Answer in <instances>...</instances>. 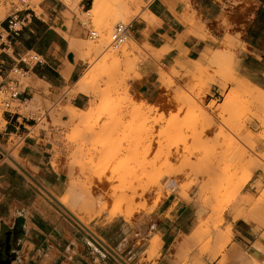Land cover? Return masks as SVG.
I'll use <instances>...</instances> for the list:
<instances>
[{"label": "rangeland", "instance_id": "374dc122", "mask_svg": "<svg viewBox=\"0 0 264 264\" xmlns=\"http://www.w3.org/2000/svg\"><path fill=\"white\" fill-rule=\"evenodd\" d=\"M61 1L68 7L70 17L75 16L78 22L86 23L98 33L97 37L88 38L83 44L87 49L91 45L93 47L85 55L90 67L81 76H92L89 77L92 91L82 110L71 105V99L76 95L71 91L75 84L67 87L56 101L48 103L46 110H38L31 101L22 104L14 102L11 111L18 106L23 115L35 113L38 123L31 130H48L52 143L42 165L44 170H41L21 157L20 138L14 135L3 138L0 134V172L3 169L14 172L10 180L6 179L10 184L6 188L0 186V193H5V200L9 202L6 206L0 204V211L7 208L10 201H15L12 223L20 206L42 196L77 225L87 229L53 197L58 200L66 196L70 169L74 174V171H85L88 166L108 168L114 170L112 172L120 168L123 174L126 172L120 185L133 197L117 200L115 218L96 216L87 225L92 230L90 232L98 236L96 228L115 224L108 230L116 242L115 248L100 236L98 239L111 249L109 252L115 254L121 264H162L161 231L171 223H180L183 232L167 246L165 264H209L243 235L255 242L264 240V147L259 149L257 144L259 138L264 140V91L238 73L235 49L206 57V64L197 62L192 69L186 70L175 66L168 69L162 62V55L154 54L159 63L161 93L159 99L150 104L135 94L129 84V79L140 77L138 65L146 58L141 56L142 47L130 50L124 49L128 46L124 44L116 49L111 46L110 38L118 23L130 24L135 16L141 14L140 6L124 11L121 7L123 0H102L99 14L95 13L98 14L95 16L91 11L89 15L83 12L79 7L82 0L77 4L72 0ZM34 2L39 4L42 0ZM236 2L231 6H239ZM10 8L8 2L5 12ZM36 10L38 14L42 12L40 7ZM224 24L229 29L228 34L242 35L239 28L233 29L234 24L229 20L226 19ZM128 41L132 42L128 39L125 43ZM110 68L114 70L113 74L107 73ZM93 71H96L94 75ZM101 71L104 72L100 74ZM19 79L25 85L30 82L29 78ZM213 85L220 88L216 99L210 98ZM3 99L0 90V131L6 125L7 110ZM71 108L86 113L88 120H100L102 124L97 134L88 137L81 125L69 123L68 116L60 111ZM178 133L188 137L186 143L190 144L181 150L169 149L165 140L167 137L174 139ZM5 151L22 161L24 166L20 165L21 168L9 161ZM163 160L167 162L164 164L168 170H154V167L161 166ZM251 165L253 174L256 171L262 173L263 181L252 193H247L246 184L252 177L242 186L240 183L245 180L243 176L247 177L244 173ZM218 171L219 174H216ZM211 174L215 175L212 176L214 179ZM51 175L59 178L55 187L47 186L44 181H49ZM223 175L224 186L220 192L204 193V186H209L212 179L215 181ZM156 177L165 180L161 186L154 188L152 180ZM81 178L84 177L79 178L81 183L77 179L79 187L87 181ZM6 180L0 179V183ZM45 186L50 192L43 190ZM83 186L80 188L83 189ZM168 198L175 209L181 206L184 210L180 221L175 222L170 213L161 214L160 206ZM234 208L236 213L227 217L226 214ZM243 228L251 230L252 235ZM257 264H263L260 257Z\"/></svg>", "mask_w": 264, "mask_h": 264}, {"label": "crops", "instance_id": "0c3cea01", "mask_svg": "<svg viewBox=\"0 0 264 264\" xmlns=\"http://www.w3.org/2000/svg\"><path fill=\"white\" fill-rule=\"evenodd\" d=\"M232 1L176 0L172 3V0H123L121 7L124 11L131 7L136 9L138 5L141 10V14L129 24L130 36L142 47L141 56H146L138 65L140 77L129 79L134 93L150 104L159 99V63L154 54L162 55V62L168 69L175 66L186 70L192 69L197 62L206 64V57L234 49L237 52L238 73L264 91V0H239L236 8L231 6ZM8 2L12 8V0H0L3 11V16L0 15V34L7 30L11 8L5 12L2 7L6 8ZM38 7L42 12L26 23L22 32L13 38L11 48L0 55V88L12 79V69L19 67L25 71L22 77L29 78L30 82L25 85L19 78L16 80L22 91L15 102L34 101L38 110H46L48 103L56 101L90 67L89 60L85 58L87 47L74 52L72 41L84 44L91 38V28L84 22H78L75 16L70 17L68 7L61 0H42ZM79 7L88 13L94 7V0H82ZM226 19L234 24L233 29H240V37L228 34L229 29L224 24ZM31 52L37 53L41 62L31 63L22 59ZM177 62L180 64L177 65ZM219 95L220 88L213 85L210 98L216 99ZM88 100V94L77 93L72 97L71 105L84 109ZM31 114L23 115L18 106L14 111L7 110L6 125L0 134L3 138L6 135L8 138L12 135L20 138L21 157L44 170L42 165L52 141L48 130H31L38 123L35 113ZM252 129L257 130L254 126ZM257 144L259 149L263 148L264 140L259 138ZM13 174V171L9 173L3 169L0 179L10 180ZM261 174L257 171L253 174L245 192L252 193L256 189L263 181ZM7 180L0 186L6 188L10 184ZM58 180L51 175L49 181H44L47 186L55 187ZM1 195L0 204L6 206L9 202L5 200V193ZM14 202L10 201L8 207L0 211V256L5 254L10 257L3 260L8 264H12L15 258L18 259L17 264H121L94 233L77 225L42 196L20 206L11 223ZM171 202L169 198L163 201L161 214L170 213L175 222L180 221L184 210L181 206L175 209ZM114 225L96 228L97 235L113 248L116 242L108 230ZM182 227L180 223H171L161 231L162 264L166 261L167 246L183 232ZM243 230L252 235L251 230ZM237 240L209 264H257L258 257L264 264V240L255 242L245 235Z\"/></svg>", "mask_w": 264, "mask_h": 264}, {"label": "bare ground", "instance_id": "6f19581e", "mask_svg": "<svg viewBox=\"0 0 264 264\" xmlns=\"http://www.w3.org/2000/svg\"><path fill=\"white\" fill-rule=\"evenodd\" d=\"M34 1V0H33ZM73 2H75V4L78 3L79 0H72ZM239 2V0H233L232 2L235 3V2ZM236 2V3H237ZM36 3V2H35ZM172 3H176V0H172ZM38 4V3H37ZM236 5V4H235ZM102 7V0H94V7L91 9V12H93L94 14L95 13H98L99 14V10L100 8ZM4 8V7H2ZM96 10V11H94ZM2 9H0V15H2ZM85 13V12H84ZM83 13V14H84ZM86 14V13H85ZM89 15V12L87 13ZM98 14L95 16H98ZM3 16V15H2ZM80 16V15H79ZM80 17H83L82 15ZM2 18V17H1ZM93 18V17H92ZM84 19V18H83ZM86 19V18H85ZM238 24V23H237ZM242 24V23H241ZM107 26V25H105ZM104 27V26H103ZM240 30V29H239ZM129 40H131L132 42L128 41V43H124V44H128L127 47H124L125 48H130V50H135L137 48L141 49V46L130 36ZM228 42V41H227ZM236 42V41H235ZM123 44V46H124ZM229 46V45H228ZM145 47V46H144ZM230 47V46H229ZM83 48V44L80 43L79 41H72V49L74 52H78L80 49L82 50ZM89 50H92L93 47L92 45L88 47ZM117 49V48H116ZM123 49V50H124ZM127 50V49H126ZM146 50V49H145ZM144 50V51H145ZM90 52V51H89ZM88 52V53H89ZM151 55V54H150ZM143 58V57H142ZM93 70V69H92ZM107 69H105L106 71ZM109 70H111L110 72H108ZM113 69L110 68L108 69L107 73L109 74H113L112 71ZM94 72L96 73V71H93V74L94 75ZM104 72V71H101L100 74ZM90 73V72H89ZM88 73V74H89ZM98 74V73H97ZM96 74V75H97ZM133 75V74H132ZM137 75V74H136ZM89 77H92L91 75ZM88 75H85L83 77H81L76 83L75 85L73 86V88L71 89L72 93L73 94H77V93H84V94H90L91 91H92V87L90 86V79H89ZM109 78V77H108ZM93 79V78H92ZM259 91V90H257ZM260 93V92H258ZM93 95V94H92ZM257 95V94H256ZM262 95V94H261ZM98 97V96H97ZM103 98V97H102ZM34 102V101H33ZM33 104V103H32ZM76 108V107H75ZM79 110V109H78ZM78 110H74V109H67V110H64V111H60L61 114H66L70 120L69 123H74V124H78V125H81L82 126V129H83V133L88 136V137H91L95 134H97L98 130L101 128V122L100 120L96 121H91V120H88V115H86V113L84 112H79ZM82 110V109H81ZM58 111V110H56ZM55 111V112H56ZM78 111V112H77ZM54 114V113H53ZM59 115V112L57 113ZM60 114V115H61ZM254 115V114H253ZM256 115V114H255ZM254 115V116H255ZM59 117V116H57ZM257 117V115H256ZM57 119V118H56ZM258 119V118H257ZM58 121H61V120H58ZM63 122V121H62ZM67 122V120H66ZM61 123V122H60ZM64 123V122H63ZM262 123V122H261ZM67 124V123H66ZM243 124V123H242ZM264 124V122H263ZM261 124V125H263ZM244 125V124H243ZM180 127H184V125H180ZM187 138L188 137H183V135H181V133L176 136L175 135V138L172 139V137H167V139L165 140V144L168 146L169 149H173V150H181V149H184L186 147V141H187ZM190 141H192L190 139ZM188 142V141H187ZM190 143H188L187 145H189ZM75 145V144H74ZM79 145V144H78ZM84 147V146H83ZM80 149V148H79ZM86 149V147L84 148ZM83 150V149H82ZM76 151V150H75ZM6 152V157L8 158L9 161L17 164V165H22V167L24 166L23 162L16 159L13 155H11L10 153H8L7 151ZM81 152V151H80ZM83 152V151H82ZM158 153H161V152H158ZM158 153L156 154L158 156ZM155 155V157H156ZM76 156V154L74 155ZM66 158V157H65ZM75 159V158H74ZM73 159V161H74ZM77 159V158H76ZM83 159V157H82ZM81 161V160H80ZM83 161V160H82ZM164 161V162H163ZM161 161V166H163L162 164L164 163H167L165 162V160ZM75 162V161H74ZM77 162V161H76ZM79 162V160H78ZM85 162V161H84ZM151 162V161H148V163ZM71 163V162H70ZM80 163V162H79ZM82 163V162H81ZM80 163V164H81ZM153 163H156V161H153ZM258 164V163H257ZM73 165V163H72ZM75 165V164H74ZM253 165V164H252ZM249 166L251 168L247 169L248 171L245 172L244 174H246V178L245 176H243L245 179L243 182L241 179L240 181L242 184L246 183L251 177H252V174H253V169L252 168L253 166ZM27 166V165H26ZM161 166H158V167H154L153 169L156 170V171H164V170H168L166 169V166L164 164L163 167ZM89 167V166H88ZM88 167H86L88 169ZM256 167V166H255ZM30 168V167H29ZM69 168V166H68ZM67 168V169H68ZM71 168V167H70ZM73 168V167H72ZM86 168L84 169L85 171H81L82 174L80 173H75L76 171H74L72 174L71 172V169H70V174H69V178H68V186H69V189L67 191V194L65 197L63 198H58V201L63 205L65 206V208L71 213L73 214L75 217H77V219L83 224V225H86L87 229H89V231H92L87 223L89 222V220L93 217H100L102 218L103 216H106L107 218H115L113 217L114 214H115V206L116 203H117V200L118 199H131L133 196H131L130 194L131 193H128L126 191H124L121 187V182H122V179L124 180V178L126 177V172H124L123 174V170L119 168L116 169L115 172H112L114 170H109L108 168H105V169H101L99 167H94V166H91L89 167L88 170H86ZM248 168V166H247ZM24 169V168H23ZM107 169L110 171H107ZM21 170V169H20ZM73 171V170H72ZM87 171V172H86ZM68 172V173H69ZM214 173V172H213ZM72 174V175H71ZM216 174H219V171L216 173ZM222 174V173H221ZM26 175V174H25ZM70 175L72 177H70ZM209 176V175H208ZM212 176H215L214 174L212 175L211 174V177ZM217 176V175H216ZM80 177H84V178H81V179H85L87 181H85L84 185L83 186V189H81L80 187H82V185H80L79 187V184H78V180L80 182ZM72 178V179H71ZM210 178V176H209ZM209 178L207 179L209 181ZM213 178V177H212ZM216 178V177H215ZM225 176L223 175L222 177L220 178H216L215 181H213L212 179V182L209 186H204L203 187V191L204 193H206L207 195L209 194H216L218 192H220L224 186V180ZM78 179V180H77ZM164 180L163 178H157L152 180L154 182V185L153 187L156 188L157 186H161L163 183H164ZM207 183V181H205ZM81 183V182H80ZM83 183V181H82ZM206 183H203V184H206ZM239 184V185H240ZM238 185V186H239ZM237 186V187H238ZM236 188V187H235ZM44 191L46 192H50L49 189L45 186ZM237 190V188H236ZM85 192V194L83 193ZM83 193V195H82ZM81 196V197H80ZM232 198V196H231ZM246 199V197L244 198ZM243 199V201H244ZM247 200V199H246ZM230 201V199H229ZM205 202V201H204ZM203 202V203H204ZM228 202V201H227ZM114 203V206L113 204ZM205 204V203H204ZM241 204V203H240ZM112 205V206H110ZM240 206V205H239ZM112 207V208H111ZM241 207V206H240ZM236 208V207H235ZM231 209L227 214L226 216L227 217H232L237 209ZM238 208V207H237ZM105 217V218H106ZM124 218H127L129 219V217H127V215H123ZM110 219V220H111ZM102 226V225H101ZM98 237V236H97ZM18 243L19 241L17 242V245L16 247H18ZM17 250V249H16ZM97 258V257H96ZM16 261V258L15 260ZM12 264H17V262H14Z\"/></svg>", "mask_w": 264, "mask_h": 264}, {"label": "built area", "instance_id": "2783aa9c", "mask_svg": "<svg viewBox=\"0 0 264 264\" xmlns=\"http://www.w3.org/2000/svg\"><path fill=\"white\" fill-rule=\"evenodd\" d=\"M38 4L33 0H12V8L7 17V30L4 34H0V55L4 50H8L12 46V40L18 36L26 23L31 20L32 17L38 15L36 8ZM98 36L96 30L90 31V37L95 38ZM111 46L114 48H119L130 38L129 24H124L122 22L118 23L110 34ZM24 61L31 63L41 62L40 56L31 52L22 58ZM13 77L4 86L0 88L4 95L3 104L6 110H11L13 104L17 101L20 96L21 88L17 84L16 80L19 77L25 75V71L19 67H14L12 69Z\"/></svg>", "mask_w": 264, "mask_h": 264}, {"label": "flooded vegetation", "instance_id": "af4514ba", "mask_svg": "<svg viewBox=\"0 0 264 264\" xmlns=\"http://www.w3.org/2000/svg\"><path fill=\"white\" fill-rule=\"evenodd\" d=\"M2 246V241L0 240V247ZM10 259L7 255L4 254V256H0V264H2L3 260Z\"/></svg>", "mask_w": 264, "mask_h": 264}, {"label": "water", "instance_id": "95a60500", "mask_svg": "<svg viewBox=\"0 0 264 264\" xmlns=\"http://www.w3.org/2000/svg\"><path fill=\"white\" fill-rule=\"evenodd\" d=\"M21 167V166H20ZM22 168V167H21ZM56 202L59 203V205L63 206L55 197H53ZM64 207V206H63ZM9 249V248H8ZM8 261H3L2 264H8Z\"/></svg>", "mask_w": 264, "mask_h": 264}]
</instances>
